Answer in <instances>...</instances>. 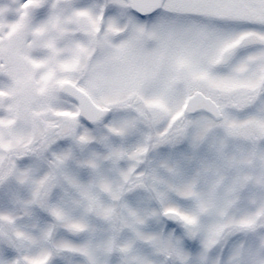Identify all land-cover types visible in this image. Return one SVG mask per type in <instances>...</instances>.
<instances>
[{
	"label": "snow or ice",
	"instance_id": "obj_1",
	"mask_svg": "<svg viewBox=\"0 0 264 264\" xmlns=\"http://www.w3.org/2000/svg\"><path fill=\"white\" fill-rule=\"evenodd\" d=\"M0 264H264V0H0Z\"/></svg>",
	"mask_w": 264,
	"mask_h": 264
}]
</instances>
